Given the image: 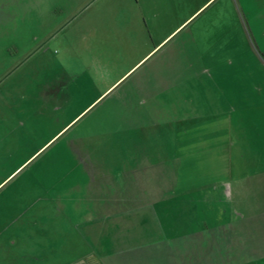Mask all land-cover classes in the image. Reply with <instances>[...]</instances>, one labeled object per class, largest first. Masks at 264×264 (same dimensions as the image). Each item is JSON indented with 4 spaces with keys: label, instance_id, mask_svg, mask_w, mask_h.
<instances>
[{
    "label": "rangeland",
    "instance_id": "374dc122",
    "mask_svg": "<svg viewBox=\"0 0 264 264\" xmlns=\"http://www.w3.org/2000/svg\"><path fill=\"white\" fill-rule=\"evenodd\" d=\"M168 1L162 23L152 20L155 14L146 15L157 42L206 0H181L177 7ZM225 1L216 0L195 22L207 21ZM226 4L236 9L234 0ZM216 16L232 21L227 13ZM195 17L93 103L151 48L143 44L145 29L134 28L127 14L113 21L93 14L82 26L76 20L45 44L36 38L40 31L34 20L6 35L0 29V264H65L71 228L74 239L84 245L88 241V247L69 261H95L101 238L129 241L122 239L127 235L118 230L119 223L138 226L132 240L144 234V221L113 223L119 214L143 215L154 233L158 224L161 234L199 228L194 238H173L180 252L174 255L176 264H264V253L258 252L264 248L258 237L264 199L249 190L254 201L237 207L229 195L231 183L252 187L261 182L255 172L264 171V103L252 87L238 111L208 110L209 94H195L209 84L211 56L214 61L229 56L222 51L215 58L209 48L198 56L190 34ZM210 48L222 47L214 43ZM154 65L165 66L163 72L154 68L151 76L141 78ZM145 84L168 86L170 92L147 95L145 105L146 94H133L134 87L139 92ZM91 204L97 213L89 212V229L82 235L80 215ZM234 212L235 229L248 235L242 242L232 236ZM135 240L160 242L164 237ZM190 248L201 253L194 255Z\"/></svg>",
    "mask_w": 264,
    "mask_h": 264
},
{
    "label": "crops",
    "instance_id": "0c3cea01",
    "mask_svg": "<svg viewBox=\"0 0 264 264\" xmlns=\"http://www.w3.org/2000/svg\"><path fill=\"white\" fill-rule=\"evenodd\" d=\"M180 1L181 0H172V4L174 5V7H177V5L181 3ZM228 1L230 0L225 1V4L221 3L220 10H212L207 21H204L201 17L198 22H195L197 18L200 17L208 7H211V5L216 2V0H206L202 3L198 2L199 4L192 15L179 22L173 28V31L166 37L162 38L159 42L154 39L153 33L151 31V29H153L150 25L152 18H149L146 15H150L153 13L156 15V17L152 20L158 21L156 23H162V17L160 16L167 12L169 3L168 0H0V29H2V35H6L5 31H8V29H18L21 22H24L27 19H31L36 22V28L40 31V34L36 38L41 42H44L43 44H45L51 43L53 40H56L60 31L73 26L76 20L80 19L81 21H79V25L82 26L84 23L86 24L88 21L93 20V14L106 15V17L109 16L111 21H113L115 15L118 16L120 14H127L128 18H130L129 22L132 23L131 25L134 28H140L141 30H143V28L145 29V37L142 38L143 44L146 45V42H149L151 48L139 58L136 64H134L130 69L124 72V74H122L112 85L104 90L98 96V98L91 102L93 103L102 95L107 93L121 79L126 77L128 73H130L140 62H142L154 51H156L158 47H161V45L175 31L181 29L179 31L180 33L182 30H184L186 28L184 26L190 20V18L197 15V17L193 19V22L195 23L190 34L192 36L195 47L199 51L198 56L205 54L207 48H209V50L207 51L208 55L211 53H215V58H217L216 54L221 53L222 51V53H226V55L227 53H229V56L224 58L221 57L219 59H215L214 61V57L211 54L212 56L209 59V66H207L208 70H206L208 77L210 78L209 84L208 86H203V89L197 91V93L195 94H199V92L209 94L210 106L207 107L208 110H210L211 108H219L229 111L233 109L235 111H238L240 109H244L245 104L243 103L248 102V95L250 92H253L250 91V87L256 90L259 97L262 98V100L260 101H263L264 103V98L262 96L264 92V0H246V2L244 0H234L236 4V9L234 11L227 7L226 2ZM222 9H225V13L229 14L228 17H230V20H232L230 23L224 22L223 18L216 16V13H219V15H225V13H222ZM212 14H214V16ZM117 20L119 22L121 21V18L117 17ZM216 31H218V34ZM236 34H238L240 38H238ZM214 43H219L222 48H219L220 50L216 48L211 50L212 48H210V46L214 45ZM163 47L164 46L162 45V48ZM233 51L235 52L232 54ZM157 52H159V50ZM194 59H197V57ZM154 66L155 67H153L149 71H145L141 78H147L148 76H151L154 68H160L161 72H163V68L165 67L162 65ZM158 77H160V80H162V73L159 74ZM229 82H232L233 86L231 88H228ZM250 82H252L253 84H250ZM222 84L225 85V91L223 90L224 87L222 86ZM139 89L141 91L137 92L136 87H134L133 94H146L144 98L146 102H142V104L144 103L145 105L148 101L147 95H151L150 97L152 98L153 93L164 95L170 92L169 87L163 85L153 87L151 85L146 86L145 84L143 86H140ZM220 93H226L228 95L230 93L232 94V97L223 98L219 95ZM212 94L214 96V99L211 98ZM217 95H219L218 98L216 97ZM134 99H137V96H135ZM212 99L214 103L213 105L215 107L211 105ZM217 100H219V103H221L222 105L219 104ZM223 101H225L224 106ZM262 109H264V105ZM241 157L245 164L246 162H250L249 157L245 156L244 153L241 154ZM255 173H257V175H260L261 182H257L256 185L253 184L252 187L244 185L245 183L243 182H240V184L231 183L232 185L230 187L231 190L229 194L231 199L230 201L237 207H239V205H243L245 201L246 203L249 202V200L254 201L255 196H252L254 192L250 193L249 190L257 192L259 195L258 199H264L262 197L264 195V171L260 172L261 174L259 172ZM223 183L226 182H220L218 185H221ZM216 186L217 184H215L213 187ZM177 188L178 190H184V186L182 184H178ZM238 190L240 191V193L237 192ZM261 194L263 195L261 196ZM179 196L184 197L183 194ZM88 206L89 208L87 209V211H82L80 215L82 222V235L89 229V212H96V205L95 207H92V204ZM145 206L146 205H144V207ZM138 211L139 209H136L134 212ZM235 214L236 213L234 212L229 224L232 225V231L235 232V235L232 236L235 239H240V242H242L243 239H246L248 237V235L245 236V232L243 231V229H235L236 227H238V222L237 219H235ZM126 218L128 219V221L133 222L144 221L143 224H141V229L145 230L143 231L144 234H140L139 237L137 236L134 238V240H132V237L130 235H135L137 233L138 226L126 227L124 224L121 226L119 223L118 230L121 231L122 229L127 235L122 239L125 242H127V239H129V241L127 243L116 242L113 240H107V237L105 236L104 238H101V241H99L95 246V253L97 254L96 260L81 264H176L174 255L180 252L178 251V249H176V242L173 240V238H179L182 235L187 238H194V236L198 235V233L196 235L195 232L200 231L199 228H192V230H187L184 233L165 234L164 232V234H161L162 227H159L158 224L156 233H154L152 232L153 228L150 224L151 221L147 219L145 220V217L143 215L135 214L114 215L111 221L113 223H116L117 221L125 222L124 219ZM259 228L260 227H258V229ZM147 230H151L149 231L150 233H148ZM174 230L176 229L173 228L169 231L172 232ZM154 235L159 238L164 237V240H160V242H139L138 240H135L137 238H141L144 240L148 238L151 239L152 237H154ZM258 237L260 239V244L263 240L262 242L264 245V225L262 226V229L259 230ZM80 240L74 239V232L72 228L67 231L65 244V264H74L72 260L69 261L73 253L82 252L83 254L84 251L87 250L88 241H86V245H84V241ZM79 241L80 245H78ZM188 249L189 248L183 249L181 252L185 253L188 251ZM190 251L194 255H198L201 253L198 249L194 250V248H190ZM258 252L264 253V248L262 250L258 249ZM209 262L211 261H208V263ZM4 263L26 264L22 261ZM241 264L247 263L242 262Z\"/></svg>",
    "mask_w": 264,
    "mask_h": 264
},
{
    "label": "trees",
    "instance_id": "16d2710c",
    "mask_svg": "<svg viewBox=\"0 0 264 264\" xmlns=\"http://www.w3.org/2000/svg\"><path fill=\"white\" fill-rule=\"evenodd\" d=\"M61 86H63L62 84H60ZM61 86H59V87H61ZM65 89V88H64Z\"/></svg>",
    "mask_w": 264,
    "mask_h": 264
}]
</instances>
